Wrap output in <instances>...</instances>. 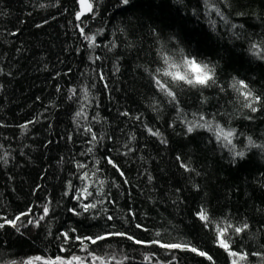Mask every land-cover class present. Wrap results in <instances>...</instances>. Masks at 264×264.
<instances>
[{
	"label": "trees",
	"instance_id": "16d2710c",
	"mask_svg": "<svg viewBox=\"0 0 264 264\" xmlns=\"http://www.w3.org/2000/svg\"><path fill=\"white\" fill-rule=\"evenodd\" d=\"M90 2L95 13L77 20L78 0H0V223L33 210L17 221L19 231L0 228V264L36 256L86 257L74 240L60 251L63 240L57 237L72 228L80 236L120 231L144 241L186 242L212 257L121 237L89 245L98 256L129 257L125 264H231L216 242L214 225L245 222L250 227L232 237V249L249 254L246 264H264L252 255L264 253V151L249 148L247 141L250 136L264 144V108L252 113L228 87L238 77L264 97V61L249 52L250 44L264 41V0L220 3L237 27L230 30L213 13L215 31L202 0ZM81 27L96 35V47H88ZM153 29L170 55L182 47L216 64L225 91L175 88L183 110L178 113L152 83L150 72L162 66ZM193 113L235 128L234 151L245 156L234 162L229 149L205 129L187 133L182 120H193ZM88 127L98 142L89 143ZM105 157L119 165L123 177ZM84 172L88 179L82 182ZM69 181L75 189L89 186L93 196L86 203L100 200L97 189L103 187V203L72 214L68 209H81ZM46 204L50 211L40 225L28 224ZM201 207L210 216L208 227L196 216ZM152 254L151 261L144 259Z\"/></svg>",
	"mask_w": 264,
	"mask_h": 264
},
{
	"label": "snow or ice",
	"instance_id": "6c2138e0",
	"mask_svg": "<svg viewBox=\"0 0 264 264\" xmlns=\"http://www.w3.org/2000/svg\"><path fill=\"white\" fill-rule=\"evenodd\" d=\"M178 3H182L183 0H177ZM203 7H204V14L205 16L209 17V25L213 31L216 29L217 21L211 20L210 17L214 13L219 20L227 26L230 30L235 29L237 27L236 24L231 23L228 16L225 15L224 11L220 8V3L227 4V0H202ZM131 3V0H120V6H127ZM79 4L81 7L80 11L75 13L76 19L81 20V17L88 13H95L96 9L90 0H79ZM195 14V10L194 13ZM242 15V14H241ZM80 34L83 36V39L88 41V47L93 48L96 47V35H88L85 33L84 28H80ZM153 36L158 40L159 47L157 48V55L162 62V66L156 67L154 71L150 72V76L152 79V83L157 91L162 94L168 104L173 105L176 107L178 113H182V109L179 106V99L177 96V92L174 90L175 88L180 87H188L190 89H206L211 87H218L221 92L225 91V88L219 83L217 78V65L211 64L209 62L201 61L196 56L190 55L185 51L184 48H179L177 54L170 55L169 52L166 50V43L160 40L159 33L155 29L152 30ZM235 35V33H234ZM170 41H174L175 43L179 44V41L176 40L175 36H171ZM249 52L253 55L254 58H257L261 61H264V41H260L258 43H252L249 46ZM178 55L179 59L176 58ZM98 59V57H97ZM118 71V69H117ZM147 71V69H146ZM100 78L103 80L104 76L101 74ZM107 87V84H105ZM228 87L232 89L235 93L238 94V98L243 99V107L249 109L252 113H256L264 108V97L257 95L255 90L250 87V85L244 80L239 79L238 77H232L231 82L229 83ZM73 93L75 89L72 90ZM71 98V97H70ZM260 106V107H257ZM81 111L76 113V116L79 117L82 114ZM123 115H128L127 113H123ZM215 115V114H213ZM194 119L189 121L187 119L182 120V122L186 126V132L192 133L197 129H205L212 133L216 142L218 144H222L224 147H227L229 151L233 155V161L235 162V158H243L245 156L244 151H234L235 144L233 141L238 137L237 130L232 127H225L224 125L220 124L219 122H215L213 124L212 121H209L205 114L203 113H193ZM95 119V117H93ZM139 119V117H137ZM251 119V117H248ZM22 127H26V125H22ZM148 131L156 136L159 135L158 132L153 131L152 129H148ZM86 133L91 135V141L89 143L98 142V137L95 132L92 131L91 127L85 129ZM99 139H103L100 137ZM248 147L249 148H258L261 151H264V144H256L252 137H247ZM162 143H166V141L162 140ZM88 152H92L93 149L89 147L87 149ZM179 159V157L177 158ZM105 160L109 165L115 168L121 177L124 176L123 171L120 170L119 165L115 163L111 157H105ZM96 164H99L100 161H95ZM86 164H77L78 169L86 168ZM182 167L185 170L188 169V165L182 164ZM97 172L99 169L96 170ZM95 175V173H93ZM79 179L83 182L88 179V172H84ZM127 183V180L124 181ZM101 185L104 184V181L99 182ZM198 187V186H197ZM69 192L74 193L72 198L77 201L79 208L81 211H78L77 208H70L68 209L69 212L76 216H80L83 213H89L92 210L97 208L98 203H103L104 193L103 187L97 189V194L101 197L100 200L97 202L86 203L89 197L93 196V193L89 191V186L85 185L82 188L75 189L73 188L71 181L68 184ZM68 194L67 192L65 193ZM49 207L48 205L43 206L42 214L36 219H29L27 221L28 224H34L35 226H39L40 222L45 219V217L49 214ZM33 215V210L31 208L28 209L27 212L20 213L14 219L5 220L3 223H0V228L5 227V225H11L13 228H17V221L21 219L22 216H31ZM134 215V214H132ZM197 218L203 222L205 227H208L212 222L207 210L204 207H201L197 213ZM95 218V217H93ZM108 220H112L113 217L108 216ZM137 228H142V225L137 224ZM250 225L245 222L241 226H235L231 223H216L214 225V229L216 232V242L218 246L224 249L228 256L231 258V264H246L248 259L247 252H240L235 251L232 249V244L230 241L234 235H239L246 230H248ZM19 231V228H17ZM76 229L72 228L69 231H64L60 233V236L57 237L58 239L63 240L61 244L60 251L65 252L68 249L65 247L66 244L71 243L73 240L79 242L81 245V251L87 252L86 257H81L79 255H72L69 258H65L61 255H56L54 258H44L41 256L31 257L27 260L21 262V264H35V262L40 261L42 264H125V261L129 260V257L124 256L123 259L118 260L116 255L113 254L111 256H98L96 253L88 251L89 245H97L98 243L108 240L112 237H121L127 240L133 241L137 245H158L160 248L165 250L171 251L175 249H184L190 250L194 253H197L200 256L206 257L209 261L212 260V257L208 255V253L204 251L198 250L196 247H191L188 243H163L159 239H154L151 241H144L140 239H136L133 235L128 234L127 232H120V231H108L104 232L103 234H96L94 236H80L75 235ZM157 236L160 233L156 234ZM152 254L151 256H145L144 259L147 261H151L153 259ZM254 256H260L264 259V253H252ZM11 264H16L15 261H12ZM168 264H172V261H168Z\"/></svg>",
	"mask_w": 264,
	"mask_h": 264
},
{
	"label": "water",
	"instance_id": "95a60500",
	"mask_svg": "<svg viewBox=\"0 0 264 264\" xmlns=\"http://www.w3.org/2000/svg\"><path fill=\"white\" fill-rule=\"evenodd\" d=\"M78 4H79V0H78ZM80 10H81V7H80V4H79V11H80ZM86 13H88V12H85V14H86ZM85 14H84V15H85Z\"/></svg>",
	"mask_w": 264,
	"mask_h": 264
}]
</instances>
